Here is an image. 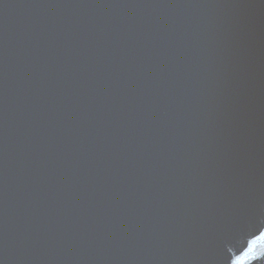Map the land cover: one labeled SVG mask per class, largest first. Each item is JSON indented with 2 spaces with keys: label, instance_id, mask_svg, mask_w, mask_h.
<instances>
[{
  "label": "water",
  "instance_id": "1",
  "mask_svg": "<svg viewBox=\"0 0 264 264\" xmlns=\"http://www.w3.org/2000/svg\"><path fill=\"white\" fill-rule=\"evenodd\" d=\"M0 264H264V0H0Z\"/></svg>",
  "mask_w": 264,
  "mask_h": 264
}]
</instances>
